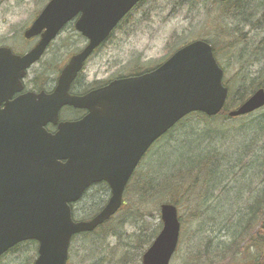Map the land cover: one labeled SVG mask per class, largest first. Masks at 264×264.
Wrapping results in <instances>:
<instances>
[{"label":"water","instance_id":"1","mask_svg":"<svg viewBox=\"0 0 264 264\" xmlns=\"http://www.w3.org/2000/svg\"><path fill=\"white\" fill-rule=\"evenodd\" d=\"M140 0H49L24 37L40 34L26 53L0 47V256L16 244L34 240L31 264H67L72 236L93 231L121 207L127 182L150 146L192 112L217 115L228 87L212 46L193 40L149 71L116 78L85 95L68 87L84 62ZM225 1V0H219ZM75 19V20H74ZM74 28L86 45L63 67L49 95H21L24 72L45 51L63 25ZM4 102V107L1 104ZM64 105L87 109L77 121L57 123ZM264 106L257 88L228 116ZM105 182L109 197L87 220L72 217L71 204L94 183ZM161 228L141 256V264H170L180 221L173 203L159 206Z\"/></svg>","mask_w":264,"mask_h":264},{"label":"rangeland","instance_id":"2","mask_svg":"<svg viewBox=\"0 0 264 264\" xmlns=\"http://www.w3.org/2000/svg\"><path fill=\"white\" fill-rule=\"evenodd\" d=\"M47 1L0 0V46L12 47L16 53L29 49L33 41L24 39L23 33ZM217 17L220 20L213 21ZM199 38L208 39L217 49V60L224 69V82L230 83L235 95L239 93L236 90L240 85L250 83L259 74L262 75L257 80L264 83V0H234L226 7L213 0H142L121 21L107 42L91 55L84 68L97 73L99 78L128 76L137 63L144 66L138 70L147 71L145 69L163 62L182 43ZM235 39L241 42L238 45L241 48L236 52L244 50V57L238 61L231 57L229 50L225 51ZM84 45V38L68 24L36 66L60 68ZM243 66L245 68L236 75L238 68ZM243 74L245 78L240 79ZM199 127L210 129L206 134L208 139L201 142L202 139L192 135L189 142L182 145L185 136L176 132L164 145L161 144L149 163L146 159L142 165L144 172L150 167L153 175L160 176L153 177L157 185L162 181L161 176L179 165H191L203 155L204 175L210 179L215 177L210 189L205 185L195 186L194 191L206 192L208 189L206 200L200 202L201 208L189 203L180 206L179 242L170 264H183L188 253L204 248L208 242L212 250L227 246L237 237L240 247L239 234L250 229L251 209L264 186V107L242 118H219L208 125L202 122ZM134 189H129L124 210L118 215L123 217L116 216L109 224L111 226L71 239L67 264H120L117 262L123 248L125 252L133 251L130 247L138 248L141 236L146 237L156 228L160 229L159 208L156 209L160 204L150 201L136 207L132 201L137 195L131 196ZM108 197L106 185H93L73 205L74 219L93 215ZM197 208L198 216L194 212ZM29 247L20 245L6 252L0 258V264H21L25 258H35ZM241 250L234 255L235 264H246L257 254L255 249Z\"/></svg>","mask_w":264,"mask_h":264},{"label":"trees","instance_id":"3","mask_svg":"<svg viewBox=\"0 0 264 264\" xmlns=\"http://www.w3.org/2000/svg\"><path fill=\"white\" fill-rule=\"evenodd\" d=\"M220 5V4H218ZM215 19V22H218L220 19L219 17L213 18V21ZM199 37V36H198ZM206 41H209L208 39ZM189 41H186L181 44L184 45ZM241 44V42L238 39H235L233 41V44L230 46H233L234 44ZM229 46V47H230ZM180 47V45H179ZM178 47V48H179ZM213 52L214 55H217V49L215 46H213ZM228 47V48H229ZM171 50V49H170ZM176 50V49H175ZM230 54V53H229ZM231 57H235L238 60H242L244 57V53L242 52H235L231 53ZM139 65L138 63L136 66ZM134 71H130V73H140L141 70H138V66L134 67ZM144 68V66H143ZM146 68V67H145ZM243 67L238 68V72L236 75H239L240 71ZM151 68L145 69L149 70ZM224 70V69H223ZM262 74L257 75V77L252 78L250 83L240 85L238 94L235 95V93L232 91V88L230 87L229 82H225V85L228 87V96L225 102V105L223 109L215 116H206L205 114L201 112H192L183 117L181 120H179L170 130H168L165 134H163L161 137H159L150 147L148 150H150L149 155L148 151L146 152L145 156L143 157L141 163L137 167L135 173L132 176L131 182L127 184L126 190L124 193L123 203L119 210L115 213L113 217H111L108 221L104 222L102 225L98 226L95 230L91 232H84L80 233L83 235L92 234L100 229H104L109 225L116 216H118L123 210L124 206L126 204L128 191L131 187L135 188L133 192L131 193V196H134L135 194V200L132 201L136 207L142 206L144 203L152 201L155 205L162 203H173L177 206L178 211L181 205H185L186 203H189L190 205H197L199 208H201L202 204L201 201L206 200V196L208 193V189H210V184L215 181V177L213 176L212 179L210 177L205 176V170L206 168L204 166H201L203 164L204 156L201 155V158L194 161L191 165H179L177 168L175 167L174 171L169 172L170 175H164L162 177L161 182H157V185L154 183L155 178L153 177H160L153 175L152 168H148V172L145 169L142 168V165H144L146 159H149L152 157V155L159 150L161 147V144L164 145L166 143V140L169 138V136L175 135L176 132H179L180 134H184V139L181 141V144H185L189 142L192 135H196V137H199L201 142L203 140L208 139L206 136L207 131L210 129H204L200 128L199 125L204 122L206 125H208L213 120L217 119H230V118H242L244 116H247L251 113H248L246 115L237 116V117H230L228 116V111L230 109H233L235 104L239 105L241 102H243L246 98L249 97L250 94H252L257 88H264V83L261 81H258L257 79L260 78ZM245 74L241 75L240 79H244ZM236 105V106H237ZM264 133V130H263ZM262 134V132H261ZM188 136L189 139H188ZM188 139V140H187ZM185 142V143H184ZM182 144V145H183ZM180 146V145H179ZM199 146V144H198ZM153 158V157H152ZM203 173V175H202ZM264 180V179H263ZM104 184V183H98ZM205 185L207 189V193L204 190L201 191H194L195 186L199 185ZM106 185V184H104ZM146 189V191H145ZM145 191V192H144ZM206 193L203 194V193ZM126 198V200H125ZM159 208V205H157V210ZM199 208L195 209L194 212L197 213V216L199 214ZM196 215V214H195ZM119 218L123 216H118ZM182 217L179 214V220L180 223ZM248 225L250 226V229H248L245 232H242L239 234V237L241 238L242 244L239 247L237 244V237L233 238L231 242L228 243L227 246H218L214 249H209V242L208 245H205L204 248H200L196 250L194 253L190 252L186 255L185 261L183 264H235L234 255L237 252L242 251L241 249H245L246 251H250L251 249L256 250V256L248 263L246 264H264V186L261 189L256 201L254 202V205L252 206L251 213L248 220ZM160 227V226H159ZM110 230H113V227H111ZM159 229L153 230L151 233L146 234V237L141 236L139 238L138 242V248L137 246H133L130 248H133L134 250L131 252H125L124 248L122 251V254L119 257V260L117 263L120 264H141V255L145 250V247L150 245L152 242V239L155 237ZM143 232V230H141ZM106 233V232H105ZM76 236V235H75ZM29 245L30 251H32L33 256L36 255V248L37 243L34 240H26L23 242H20L13 246L10 250H13L17 248L20 245ZM137 248V249H136ZM136 250V251H135ZM4 255V254H3ZM2 255L0 256V258ZM33 257L25 258V260L21 264H31L33 261ZM234 262V263H233ZM237 264V263H236Z\"/></svg>","mask_w":264,"mask_h":264},{"label":"flooded vegetation","instance_id":"4","mask_svg":"<svg viewBox=\"0 0 264 264\" xmlns=\"http://www.w3.org/2000/svg\"><path fill=\"white\" fill-rule=\"evenodd\" d=\"M213 1L220 4V6H224V7L229 6L230 4H232L234 2V0H225V1L213 0ZM74 20L69 21L68 23L63 25V27L61 28V30L59 31V33L55 37V39L59 36V34L63 31V29L66 28V26L68 24L72 25L74 28ZM74 30H75V28H74ZM23 35H24V33H23ZM111 35H112V33L99 47H97L93 51V53L96 52V50H98L100 47H102L107 42V40L111 37ZM25 39L33 41L32 46L26 50V51H28L39 41L40 34L35 35L33 37H30V38H25ZM52 42H54V40H52L49 43V45L47 46V48L45 49V51L43 52L41 57L37 61H35L29 68H27L25 70L24 75L20 79L21 89L19 91H16L12 95V97L9 99V101H11V100H13V99H15L21 95H24V94L30 93L33 96H39V95H49L54 91V89L56 88V86L58 84L59 76H60L62 70L64 69L63 68L64 65L67 63L68 59L73 54L77 53L78 51L71 54L69 56V58L67 59V61L65 62V64L60 66V68L59 67H52L49 65L36 66L38 63H40L43 60L44 55H45L47 49L49 48V46L51 45ZM85 43H86V40H85ZM231 44H233V43H229V46ZM238 45L239 44L235 43L233 46H230V47L228 46L229 48L225 51L229 50V53L233 54L236 51H238L239 48H241V47H238ZM26 51H24V52H26ZM243 51H244L243 49L240 50V52H242V54H243ZM24 52H19V53L21 54ZM91 55L88 57V59L91 57ZM87 60H86V62H87ZM86 62H85V64H86ZM218 63H219V61H218ZM219 65H220V63H219ZM84 66H83V68H81L76 73V75L73 77V79L71 80V82L69 84L68 92L70 95H85L94 89H97V88H100V87L107 85L110 81L114 80L115 78H119V77L124 76V75H120V76L111 75V76H107L105 78H99V77H97V73L89 71L88 68H84ZM137 66H138V68L143 67L141 65H137ZM137 66L134 65L133 68L137 67ZM132 74L133 73H130L129 75H132ZM1 107H4V102L1 104ZM86 114H87V109H85V108H76V107H73L71 105H64L59 110V116H58L57 123L53 124V123L48 122V123H46V125H44V127L49 132H55L57 130L58 123L65 122V121H77V120L82 119ZM142 159L143 158L140 159L137 166H139ZM136 169H137V167H136ZM136 169H135V171H136ZM135 171L133 172V174L135 173ZM133 174H132V176H133ZM132 176H131L130 180L128 181V183L131 182ZM102 183H105V182H102ZM92 186L93 185H91V187ZM91 187H89V189Z\"/></svg>","mask_w":264,"mask_h":264}]
</instances>
